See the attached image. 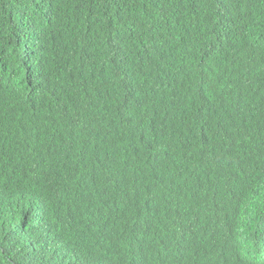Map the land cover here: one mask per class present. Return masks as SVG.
Wrapping results in <instances>:
<instances>
[{
	"label": "trees",
	"instance_id": "trees-1",
	"mask_svg": "<svg viewBox=\"0 0 264 264\" xmlns=\"http://www.w3.org/2000/svg\"><path fill=\"white\" fill-rule=\"evenodd\" d=\"M84 253L264 264V0H0V264Z\"/></svg>",
	"mask_w": 264,
	"mask_h": 264
},
{
	"label": "bare ground",
	"instance_id": "bare-ground-1",
	"mask_svg": "<svg viewBox=\"0 0 264 264\" xmlns=\"http://www.w3.org/2000/svg\"><path fill=\"white\" fill-rule=\"evenodd\" d=\"M5 198H6V196H5ZM143 219V218H142ZM153 223H151V222H148L147 224H145L144 225V227L141 229V232H142V234L147 230V229H149L150 227H151V225H152ZM85 254V253H84ZM67 257H73V254H72V252H70L69 253V255L67 256ZM76 259V263L75 264H77V262L79 263V262H81V264H92L95 260H93L91 257H90V253L89 254H85V255H81V254H78V255H75L74 256Z\"/></svg>",
	"mask_w": 264,
	"mask_h": 264
},
{
	"label": "clouds",
	"instance_id": "clouds-1",
	"mask_svg": "<svg viewBox=\"0 0 264 264\" xmlns=\"http://www.w3.org/2000/svg\"><path fill=\"white\" fill-rule=\"evenodd\" d=\"M150 221L153 223V227L154 228H163L162 222L161 220H159L157 217H153L152 219H150ZM140 258V256H136L134 258ZM130 264H146L145 261H138L137 259H131L130 260Z\"/></svg>",
	"mask_w": 264,
	"mask_h": 264
}]
</instances>
